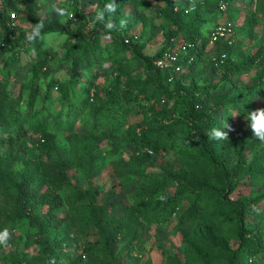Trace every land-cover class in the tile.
Masks as SVG:
<instances>
[{
  "label": "trees",
  "instance_id": "obj_1",
  "mask_svg": "<svg viewBox=\"0 0 264 264\" xmlns=\"http://www.w3.org/2000/svg\"><path fill=\"white\" fill-rule=\"evenodd\" d=\"M77 1L72 0L74 6ZM218 1L205 0L203 4L185 12L186 0H164L165 5L157 16L172 29L165 39L164 47L152 56L144 55L141 48L135 51L138 60L145 63L148 83L153 85L151 97L165 95L173 99L171 109L176 117L168 118L166 110L155 111L156 119L146 123L147 129L142 127L137 133L136 127H133L125 137L129 160L123 164L113 161L112 169L118 185L129 191L130 203L124 208L123 214L118 216L110 211L106 196L101 203H96L94 178L101 173L102 166L96 164L98 157L95 146L88 143V140L97 141L101 138L97 130L109 126L108 119L114 113V107L103 103L88 78L84 80L85 87L77 81L88 64L100 56L101 34L94 30L87 36L81 28L72 32L54 19H42L37 13L36 0H0V136H20L29 123L35 124V130L39 133L38 158L43 164L42 167L36 164L19 172H11L8 170L11 160L0 162V170H5L3 176H0V233L5 226L15 228L13 214L23 218L34 212L32 207L35 203L46 206L47 212L42 215L38 227V256L32 258L37 264H81L82 256L87 257L86 264L90 263V253L96 248L87 241L90 229H94L98 236L97 248L111 257L114 264H123L121 260L124 256L132 259L134 264H139V258L133 252L135 245L142 242L141 229L151 223L165 224L177 213L181 224L203 218L214 227V231H208L210 233L203 237L201 252L198 254L189 249L184 264H264V230L258 229L253 233L246 228L244 221L246 216L253 215L264 222V209L259 208L264 196L255 199L231 197L236 188L233 175L238 174L242 155L240 153L236 166L227 167L220 154H217V146L224 139H210L213 129L220 130V116L245 115L257 110L255 98L264 96V69L257 72L246 97L230 96L215 101L205 98L201 91L197 93L191 88L182 91L179 78H176L184 71V66L191 68L199 55L204 53L207 44H210L211 28L207 34L201 33L209 22L211 27L222 22L220 20L231 22V17L238 14L243 5H249V1L245 0H222L226 3V9L220 11L216 7ZM138 3L144 4V0H130L133 7ZM10 13H15L14 19L10 18ZM253 17L251 13L246 15L250 23ZM17 19H25L29 25L41 29L40 34L26 45L13 36ZM47 32L66 34L64 58L70 63L69 80L59 83L51 81L49 85V89L55 88L58 91L60 105L65 110V118L63 115L58 116L52 123L37 115L27 118L40 97L39 79L48 69L50 57L41 49L40 39V35ZM105 35L109 41L107 49L122 48L125 45L120 44L121 38L115 32ZM211 45L217 47L210 60L211 64L222 73L221 78L225 81L239 77L243 68L264 61L263 53L259 50L244 59L233 60L235 40L231 45L224 41ZM12 46L14 48L10 57L6 61L2 60L3 54L11 50ZM174 46L184 50L185 55L178 61L182 66L181 72L174 75L172 82H168L175 83L176 89L169 92L163 85L169 77V70L157 68L154 63L165 51H176L172 49ZM24 52L29 57L22 62L20 54ZM221 54H225L224 59L220 57ZM15 66L30 68L28 81L21 85L22 91L17 97L10 95L7 90L10 70ZM146 84L140 87L141 93L145 91ZM24 92L26 97L22 99ZM127 96L129 102L138 99L132 93H127ZM110 102L114 104L112 100ZM86 110L91 113V123H83L80 132L74 131L77 117ZM57 134L66 138V154L55 145ZM237 136L243 142L242 147L248 149H255L262 143L253 133L250 134V137H254L251 142H248L250 137L246 132H237ZM161 138L167 148L176 154L182 171L173 172L166 168L164 177L161 172L146 171L152 155L162 147ZM115 144L120 149V143ZM254 165L264 168V153L250 168ZM72 170L78 172L85 181L84 188L69 179L68 173ZM38 180L46 184V190L41 194L39 190L33 189ZM65 223L69 224L65 230L67 245H62L57 238L48 241L46 235L60 229ZM217 237L220 239L216 240ZM232 240L235 243L230 248ZM76 243H81L83 248L76 246ZM119 245L126 248L124 255L116 252ZM66 246L70 248L69 251H65ZM30 258L23 257L24 264H34ZM13 262L21 264L20 260ZM176 264L182 263L177 260Z\"/></svg>",
  "mask_w": 264,
  "mask_h": 264
},
{
  "label": "rangeland",
  "instance_id": "obj_2",
  "mask_svg": "<svg viewBox=\"0 0 264 264\" xmlns=\"http://www.w3.org/2000/svg\"><path fill=\"white\" fill-rule=\"evenodd\" d=\"M248 1L249 5L245 3L246 5L242 6L240 12L231 17V23L235 27L233 60L244 59L254 55L258 50L262 51L264 57V13L262 11L264 0H245V2ZM114 2L116 4L115 12H108L105 10V6L113 3V0H78L75 6L72 0H36L37 13L42 19H54L61 23L66 30L72 32L81 28L87 36L91 35L94 30H98L101 34L100 47L102 52L100 56L88 64L77 81H79V85L85 87L86 82L84 80L88 78V82L98 91L103 103L114 107V113H111L108 119L109 126L97 130L98 134H101V138L97 141L88 140V143L95 146L98 157L96 164L102 166L101 173L94 178V185L97 189L96 203H101L106 196L110 211L121 216L124 208L130 203L129 191L123 190L118 185L112 163L114 161L123 164L129 160L124 143L125 137L133 130V127H136L137 133L142 127L147 129L148 124L146 123H151L156 119L155 111L166 110L168 118H175L176 113L171 109L173 99H169L165 95L151 97L154 89L153 85L148 83L145 63L135 56V51L140 48L144 55H154L164 47L165 39L172 32V29L157 16L158 11L165 5L164 0H144V4L139 5L140 3H138L135 7L131 6L130 0H114ZM60 10H67L68 13L72 12L75 15L72 18L68 14L60 15ZM101 12H103V19L98 16ZM248 13L254 16L252 23L246 19ZM122 19L127 21L123 28L120 24ZM209 28H211V22L204 30L202 29L201 33L207 34ZM40 31V28L29 25L25 19H17L14 22L13 36L23 45L38 36ZM111 32H115L121 38L119 42L125 44L122 45L124 48L122 46V48L116 49L106 48L109 41L106 39L105 33ZM40 36L42 40L41 49L45 50L50 58L48 69L45 74L41 75L38 82L41 89L39 100L27 118L30 119L29 116L36 117L37 115L38 118L52 123L58 116L63 115L65 118V110L60 105L58 91L55 88L49 89V85L51 81L59 83L69 80L70 63L64 58L65 33L47 32ZM125 39L129 41V44L126 45ZM13 48L12 46L11 50H7L3 54L2 60L6 61L10 57ZM172 49L176 50L179 59L185 55L184 50H178L179 48L175 46ZM216 49L215 45L207 44L204 53L199 55V59L191 68L184 66V71L176 76L179 78L180 89L186 91L191 88L197 93L201 91L205 98L209 97L214 101L230 96L246 97L252 88L257 72L264 69V61L243 68L239 77L236 76L230 81H225L221 78L222 73L213 67L210 61L214 57ZM28 57L29 55H26L25 52L20 54L22 62L27 61ZM10 71L7 90L10 95L17 97L22 91L21 85L28 81L30 68L15 66ZM183 73L184 75H182ZM144 84H146V89L141 93L140 87ZM163 85L169 92L176 89V84L168 83V80ZM127 93L137 95L136 102H129ZM25 97L26 93L24 92L22 99ZM255 102L258 105L257 110L264 109V96L255 98ZM250 113L219 117L221 119L219 122L220 130L227 131L224 129V124L227 123L234 129V133L228 134V139H224L222 144L217 146V154H220L224 165L227 167L236 166L240 153L242 155L238 174L233 175L236 186L235 192L231 196L233 199H237L239 196L247 199L264 196V168L256 165L250 168V165L263 156L264 141L257 148L248 149V147H242L243 142L237 136V132L240 131L248 133L249 137L253 133L250 128L251 120L247 119ZM91 121V113L86 110L77 117L74 131H82L81 125L85 122L91 123ZM34 125L29 123L26 131L20 136H0V162L7 159L11 160L12 164L8 168L9 171L19 172L36 166V164L39 167L43 166L38 158L37 141L39 133L36 132ZM253 138L250 137L248 142H251ZM54 142L59 151L65 154L68 152L66 138L62 135L57 134ZM115 142L120 143V149ZM160 142L162 147L158 153L150 154L152 158L146 171L161 172L162 177L165 175L164 170L166 168L173 172L182 171L174 151L167 148L164 139L161 138ZM4 172L5 170H0V176H3ZM68 177L78 187H85L86 183L78 172L72 170L68 173ZM33 189L39 190L41 194L46 190V184L38 180L34 183ZM259 208L264 209V199L260 200ZM32 209L34 212L23 218L20 215H12V221H16L15 228L10 226L2 228L1 233L8 232V241L7 246L0 244V264H16L13 262L14 260H20V263L24 264L25 261L22 258L25 256L31 257L30 259L34 264H37L32 258L38 256L39 248L36 242L40 238L38 227L42 222V215L47 212V207L35 203ZM28 212L30 211L28 210ZM244 221L246 228L253 233L257 232L258 229L264 230V222L257 220L253 215L246 216ZM68 225L65 223L60 229L47 234V240L57 238L61 240L62 245H67L65 230ZM208 231H214V227L207 220L200 218L193 222H187V224H181L179 213H177L165 224L151 223L145 225L141 229L142 242L135 245L133 254L139 258V264H176L177 260L184 264L189 249L198 254L201 252L202 240L207 233H210ZM219 239L217 237L216 240ZM262 240L264 243V235ZM87 241L96 247L90 253L92 256L90 263L87 262V264H114L111 257L105 252H100L97 248L98 236L94 229L89 230ZM234 243L235 240L230 242V248L234 246ZM75 245L83 248L81 243ZM69 249L66 246L65 251H69ZM116 252L124 255L126 248L124 245H119ZM82 258L81 264H86L87 257L82 256ZM121 261L123 264L135 263L127 256H124Z\"/></svg>",
  "mask_w": 264,
  "mask_h": 264
},
{
  "label": "built area",
  "instance_id": "obj_3",
  "mask_svg": "<svg viewBox=\"0 0 264 264\" xmlns=\"http://www.w3.org/2000/svg\"><path fill=\"white\" fill-rule=\"evenodd\" d=\"M205 0H186V4L184 7L185 12L191 11L196 7L198 4H203ZM216 7L220 11H224L226 9V3L222 0H219L216 4ZM69 15L70 18L73 17L72 13ZM11 19L15 18V14L12 13L10 15ZM235 36V29L234 25L231 22H217L214 24L209 33V43L216 44L219 41H224L228 45H231L234 42ZM125 42L128 43L129 41L125 39ZM220 57L222 59L225 58V54H221ZM192 58L188 61L190 62ZM179 56L176 51L168 50L165 51L160 58L155 61V66L160 69H168L169 70V77L168 82H172L174 79V75L181 72L182 66L178 64ZM151 154V151L148 150Z\"/></svg>",
  "mask_w": 264,
  "mask_h": 264
},
{
  "label": "clouds",
  "instance_id": "obj_4",
  "mask_svg": "<svg viewBox=\"0 0 264 264\" xmlns=\"http://www.w3.org/2000/svg\"><path fill=\"white\" fill-rule=\"evenodd\" d=\"M105 10L108 12H115L116 10V4L113 0V3L107 4L105 6ZM71 15L67 12V10H60V15ZM101 19H103V12L99 13L98 15ZM121 27H125L127 24L126 20L120 21ZM247 119L251 120L250 128L253 132V136L255 138H258L261 141H264V109H258L256 111H253L250 113V115L247 117ZM224 129H227V131L217 130L213 129L210 135V139H228V133L233 131L234 129L231 128L227 123L224 124ZM8 241V232L5 231L3 233H0V244L7 246Z\"/></svg>",
  "mask_w": 264,
  "mask_h": 264
}]
</instances>
